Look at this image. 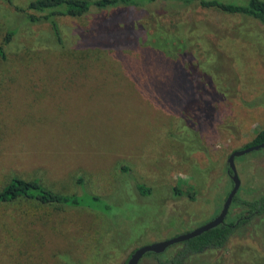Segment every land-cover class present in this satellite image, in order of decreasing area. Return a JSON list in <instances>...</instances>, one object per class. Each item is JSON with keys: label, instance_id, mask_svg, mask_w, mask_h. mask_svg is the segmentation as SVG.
Returning a JSON list of instances; mask_svg holds the SVG:
<instances>
[{"label": "rangeland", "instance_id": "rangeland-1", "mask_svg": "<svg viewBox=\"0 0 264 264\" xmlns=\"http://www.w3.org/2000/svg\"><path fill=\"white\" fill-rule=\"evenodd\" d=\"M30 1L0 0V188L40 179L96 209L0 203V264H127L214 219L233 188L230 155L264 130L262 25L198 0H140L59 18L58 43L48 23L16 10ZM10 26L17 34L4 45ZM236 166L238 196L259 199L264 149ZM239 214L232 204L228 221ZM184 243L139 264L174 258ZM185 264H264V215Z\"/></svg>", "mask_w": 264, "mask_h": 264}, {"label": "trees", "instance_id": "trees-1", "mask_svg": "<svg viewBox=\"0 0 264 264\" xmlns=\"http://www.w3.org/2000/svg\"><path fill=\"white\" fill-rule=\"evenodd\" d=\"M7 4L14 6V0H2ZM166 2L169 0H148V4L155 2ZM183 3H191L187 0H178ZM204 8H217L223 12L230 14H238L258 21L264 28V0H248L245 5H235L224 3L219 0H198ZM16 6V5H15ZM140 0H31L27 7L21 8L16 6V10L22 13L25 20L29 23L46 22L51 27L57 37L58 43L63 42L61 28L58 19L65 17L69 19H81L91 14L92 11H127L134 7H140ZM17 31L10 26L7 30V36L4 45L11 42L13 36ZM94 47V46H88ZM86 47V48H88ZM95 47L102 46L98 45ZM113 48V47H111ZM0 56L5 58L4 50L0 48ZM196 84V96H205V86L201 87V83ZM199 86V87H198ZM202 90V91H201ZM184 117L189 113L187 106L182 109ZM197 127L194 129L199 130L202 119H197ZM264 142V130H262L255 140L248 144L246 148L258 145ZM126 170V169H125ZM229 174V167H228ZM233 182V181H232ZM78 184L81 186L83 180L79 179ZM138 191L141 195L145 196L151 191L146 187H139ZM19 200H29L41 205H54L70 208L89 207L96 209V206L88 205V200L83 195H64L49 189L40 179L27 180L18 176H13L6 185L0 188V203H13ZM94 200L98 198L94 197ZM234 205L240 208V214L236 220L228 221L222 225L186 241L179 250L178 254L171 259L161 261V264H185L191 256L201 255L207 251L221 250L227 246L231 238L241 229L244 225L249 224L254 219L264 215V194L257 200L245 201L238 195L233 201Z\"/></svg>", "mask_w": 264, "mask_h": 264}, {"label": "water", "instance_id": "water-1", "mask_svg": "<svg viewBox=\"0 0 264 264\" xmlns=\"http://www.w3.org/2000/svg\"><path fill=\"white\" fill-rule=\"evenodd\" d=\"M261 149H264V142L261 144H258V145H254V146L245 148V149L240 150V151H234L230 155V157L228 159V166H229V174H230L231 180L233 181V188L230 191V193L228 194V197H227L226 201L224 202L222 210L214 219H212L207 224L195 229L194 231L189 232L187 234H184V235L177 237L175 239L165 241V242L156 243L153 245H149V246H145V247H142L140 249H137L132 254V256L129 259V261L127 262V264H139L140 261L142 260V258L148 253L163 254L171 246H173L175 244H179V243H184V242L189 241L193 238L201 236L202 234H204V233L222 225L223 223H225V221L229 215L233 201H234L235 197L238 195L240 187H241V180H240V177H239L238 171H237L236 159L239 157H242L244 155H247L251 152L259 151Z\"/></svg>", "mask_w": 264, "mask_h": 264}, {"label": "flooded vegetation", "instance_id": "flooded-vegetation-1", "mask_svg": "<svg viewBox=\"0 0 264 264\" xmlns=\"http://www.w3.org/2000/svg\"><path fill=\"white\" fill-rule=\"evenodd\" d=\"M229 176H230V174H229ZM231 178V177H230Z\"/></svg>", "mask_w": 264, "mask_h": 264}]
</instances>
